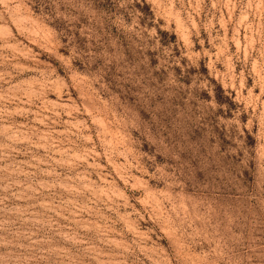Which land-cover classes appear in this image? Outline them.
Listing matches in <instances>:
<instances>
[{
  "label": "clouds",
  "instance_id": "9594fccd",
  "mask_svg": "<svg viewBox=\"0 0 264 264\" xmlns=\"http://www.w3.org/2000/svg\"><path fill=\"white\" fill-rule=\"evenodd\" d=\"M0 264H264V0H0Z\"/></svg>",
  "mask_w": 264,
  "mask_h": 264
}]
</instances>
